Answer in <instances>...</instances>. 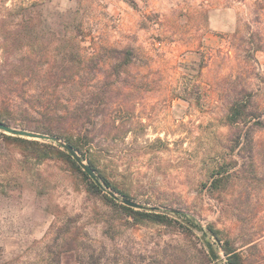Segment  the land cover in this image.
<instances>
[{"label": "rangeland", "instance_id": "rangeland-1", "mask_svg": "<svg viewBox=\"0 0 264 264\" xmlns=\"http://www.w3.org/2000/svg\"><path fill=\"white\" fill-rule=\"evenodd\" d=\"M20 1L0 8L4 115L16 97L13 117L38 124L45 73L78 72L74 133L134 210L169 221L0 134V264H228L225 247L264 264V0H25L44 2L28 26Z\"/></svg>", "mask_w": 264, "mask_h": 264}, {"label": "trees", "instance_id": "trees-1", "mask_svg": "<svg viewBox=\"0 0 264 264\" xmlns=\"http://www.w3.org/2000/svg\"><path fill=\"white\" fill-rule=\"evenodd\" d=\"M9 0H0V8H4L7 6ZM20 9H22L21 20L24 22L26 26H28L33 19L37 16L32 15L33 9H43L44 2H31L25 3L24 1H20ZM75 29L80 28V24L74 25ZM25 44V43H24ZM22 44V46L24 45ZM29 45V44H26ZM16 47V45L14 46ZM67 52V51H65ZM123 52V50H122ZM61 61L65 63H71L76 56L72 53H60ZM132 51L130 49H126L124 52L125 63H129L131 61ZM1 58V57H0ZM9 60V56H7L6 60ZM27 56L23 58H18L15 61H11L10 64L13 66H18L19 63H23ZM8 62V61H6ZM4 64H0V67ZM79 75L78 72H70L67 73L66 71H56V72H49L45 73V77L51 79V81H55L57 84L50 89L49 87L42 88L41 92L43 96H46V99L40 103L39 109V122L36 125H32L31 123L24 122V119H20L18 117H13V109L18 108L20 109L21 103H17L16 97H7L3 101V107L8 115H4L0 107V120L5 122L8 125H12L13 122L17 123V121L22 122L20 127L24 129L34 130L42 133H48L52 135H56L63 139L64 141L72 144L74 148L82 155L83 159H87L88 162L94 167L97 171L98 175L102 180H104L110 188H112L116 192H120L124 197H128L126 191L119 188L113 181L109 179L107 175H105L100 169L97 163V160L93 156L91 149L89 148L90 142L92 138L88 137L87 135L82 136L80 133H74L73 128H78L80 126V118H81V109L82 104L79 102L78 97V86L76 84L77 76ZM26 78L30 79L32 73L28 71L25 75ZM94 76V74H93ZM41 95V96H42ZM48 95V96H47ZM44 98V97H43ZM32 107V106H31ZM29 107L27 106V109ZM25 109H21L23 112ZM26 111V110H25ZM233 114H240V109L236 108ZM91 114H89L88 118ZM72 117L73 121L69 124V118ZM24 120V121H22ZM4 141H7L8 144H16L22 151L29 153V156L32 158H37L39 161H43L46 159H52L55 156L61 157L69 161L72 167L81 172L86 179L88 180L89 190L91 192H100L103 188H101L94 180L90 178V176L83 171L81 166L75 161V159L66 151L62 150L59 147H56L53 144H48L44 142H40L39 140L35 139H28L21 136H15L11 134H7L4 131L0 132ZM61 146V145H60ZM26 154V153H25ZM23 155V154H22ZM220 180L215 178L214 181ZM104 190V189H103ZM113 200L111 197H109ZM128 211L132 212L136 218H148L154 219L158 221H169L168 216L165 214L154 213V211L146 212V211H139L134 210L132 207L123 206ZM189 225L199 228L204 234L212 233L216 236L217 240H221L218 235V230H216L212 225H208L205 229L199 223H197L192 218L188 217L186 221ZM226 246V245H225ZM226 253L228 255V264H244L242 256L239 252L235 251L236 249L232 247H225Z\"/></svg>", "mask_w": 264, "mask_h": 264}, {"label": "water", "instance_id": "water-1", "mask_svg": "<svg viewBox=\"0 0 264 264\" xmlns=\"http://www.w3.org/2000/svg\"><path fill=\"white\" fill-rule=\"evenodd\" d=\"M0 130L4 131L7 134H11L15 136H21L35 140H50L59 143L61 147H63L75 159V161L81 166V168L96 182V184H98L104 190L108 189V193L110 196L114 197L115 199H120L122 203L130 207L145 208L143 204L134 201L128 197H124V196L121 197L116 193V191L109 188L108 184L100 178L94 167L86 159H83L82 155L74 148V146L64 141L60 137L34 130L13 127L1 120H0ZM154 208L155 207H152V209ZM208 247H209V253L213 257L214 250L210 243H208Z\"/></svg>", "mask_w": 264, "mask_h": 264}]
</instances>
